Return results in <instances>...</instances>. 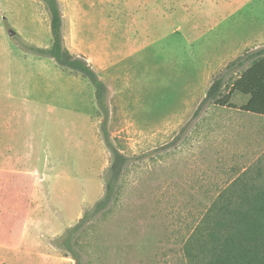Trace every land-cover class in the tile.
I'll list each match as a JSON object with an SVG mask.
<instances>
[{"label":"rangeland","instance_id":"1","mask_svg":"<svg viewBox=\"0 0 264 264\" xmlns=\"http://www.w3.org/2000/svg\"><path fill=\"white\" fill-rule=\"evenodd\" d=\"M60 4L66 44L104 81L111 140L132 158L109 209L77 234L82 262L188 264L183 245L216 199L254 198L257 209L264 196V118L240 112L248 98L235 93V110L209 103L194 116L213 78L264 47V0ZM25 46H50L44 5L0 0V121L38 157L0 183V240L50 222L63 227L50 240L57 248L100 198L110 154L90 83ZM0 264H14L4 250Z\"/></svg>","mask_w":264,"mask_h":264},{"label":"trees","instance_id":"2","mask_svg":"<svg viewBox=\"0 0 264 264\" xmlns=\"http://www.w3.org/2000/svg\"><path fill=\"white\" fill-rule=\"evenodd\" d=\"M49 19L50 46L23 47L24 51L38 57L51 59L62 71L80 76L93 87L95 106L101 117L99 124L102 140L110 158L103 181L102 194L95 204L84 210L81 219L56 241L64 257L75 264H83L76 249L77 234L97 215L106 212L117 197L121 177L132 160L111 140L108 130L110 110L106 104L108 89L87 58L72 52L66 44L64 16L60 0H40ZM247 67L232 81L224 84L230 71ZM225 91V93H223ZM248 98L239 107L240 112L264 118V47L246 52L225 67V72L213 78L194 116L206 104L235 110L231 103L233 94ZM254 198L220 196L208 212L203 215L192 236L183 245L188 264H264V196L256 197L260 204L256 209ZM216 204L220 207L216 208Z\"/></svg>","mask_w":264,"mask_h":264},{"label":"crops","instance_id":"3","mask_svg":"<svg viewBox=\"0 0 264 264\" xmlns=\"http://www.w3.org/2000/svg\"><path fill=\"white\" fill-rule=\"evenodd\" d=\"M11 134L6 132L3 122L0 121V183L6 179L7 175L21 176L20 168L16 171L10 167H32L38 164L37 145L26 142L25 149L21 150L23 145L16 143L15 135ZM28 149L29 152H27ZM62 231V226L56 225L54 227L50 222L45 225L32 223L31 228L23 230L19 227L17 239L0 240V246L3 247L2 249L0 247V250H4L14 264H73L69 257H64L50 243V240L58 237ZM5 256L6 254H4V258Z\"/></svg>","mask_w":264,"mask_h":264},{"label":"water","instance_id":"4","mask_svg":"<svg viewBox=\"0 0 264 264\" xmlns=\"http://www.w3.org/2000/svg\"><path fill=\"white\" fill-rule=\"evenodd\" d=\"M13 35H14V33L10 31L9 36L12 37Z\"/></svg>","mask_w":264,"mask_h":264}]
</instances>
